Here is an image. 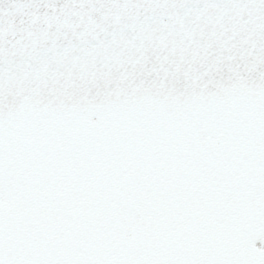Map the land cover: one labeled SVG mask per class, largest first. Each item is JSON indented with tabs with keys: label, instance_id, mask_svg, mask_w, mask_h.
<instances>
[{
	"label": "snow or ice",
	"instance_id": "obj_1",
	"mask_svg": "<svg viewBox=\"0 0 264 264\" xmlns=\"http://www.w3.org/2000/svg\"><path fill=\"white\" fill-rule=\"evenodd\" d=\"M0 264H264V0H0Z\"/></svg>",
	"mask_w": 264,
	"mask_h": 264
}]
</instances>
